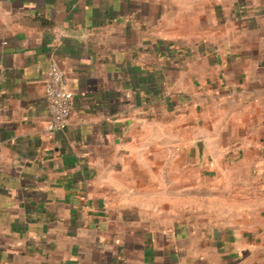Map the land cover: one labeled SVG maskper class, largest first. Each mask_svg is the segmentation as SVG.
<instances>
[{"label": "crops", "instance_id": "0c3cea01", "mask_svg": "<svg viewBox=\"0 0 264 264\" xmlns=\"http://www.w3.org/2000/svg\"><path fill=\"white\" fill-rule=\"evenodd\" d=\"M160 9L0 0V264H264V0L195 2L193 42ZM52 61L74 96L61 132L47 129ZM156 110L178 122L179 168L194 156L212 189L192 207L180 177L173 226L116 171Z\"/></svg>", "mask_w": 264, "mask_h": 264}, {"label": "rangeland", "instance_id": "374dc122", "mask_svg": "<svg viewBox=\"0 0 264 264\" xmlns=\"http://www.w3.org/2000/svg\"><path fill=\"white\" fill-rule=\"evenodd\" d=\"M199 1L208 2L209 0H155L161 6V15L166 6L170 7V10L165 12L170 11L166 26L169 28L168 33L171 38H190L193 42V40L202 36L197 29L194 15V3ZM144 119L143 123H140L137 127L132 126L128 130L124 138V146L126 145L124 156H122V159H118L121 166H118L116 171L118 175L123 174L124 179L131 178L130 185L133 188H138L139 194L146 195L148 193L149 198L155 200V207L158 209L155 219L159 224L173 226L178 221L180 191L185 189V186L179 183L180 177H184L186 180L187 195L188 198H192L188 202L192 207L195 205V193L203 190L205 194H208L212 190L211 185L198 170L194 156L193 162L188 160L191 165H188L186 170L179 168L177 149L173 150L171 148L177 146L180 139L178 136V122L173 118L172 113H162L156 110L154 116H145ZM167 132L171 133L170 139ZM184 139L189 144L193 138L187 136ZM130 145L133 147L131 148ZM146 146H148V151H146ZM167 147L171 148L172 152L170 154H168ZM168 164L170 167H168ZM150 179L151 183L149 182ZM199 180H201V188L196 185ZM168 198L170 199L169 202L167 201ZM168 203L171 209L169 215L166 213ZM204 207L210 208L212 206L209 201H205ZM257 238L260 247L254 250L253 255L264 260V234L261 233Z\"/></svg>", "mask_w": 264, "mask_h": 264}, {"label": "built area", "instance_id": "2783aa9c", "mask_svg": "<svg viewBox=\"0 0 264 264\" xmlns=\"http://www.w3.org/2000/svg\"><path fill=\"white\" fill-rule=\"evenodd\" d=\"M44 96L49 115L47 129L61 132L68 128L73 108L74 96L59 65L50 62L44 80Z\"/></svg>", "mask_w": 264, "mask_h": 264}, {"label": "water", "instance_id": "95a60500", "mask_svg": "<svg viewBox=\"0 0 264 264\" xmlns=\"http://www.w3.org/2000/svg\"><path fill=\"white\" fill-rule=\"evenodd\" d=\"M199 146V145H198Z\"/></svg>", "mask_w": 264, "mask_h": 264}]
</instances>
